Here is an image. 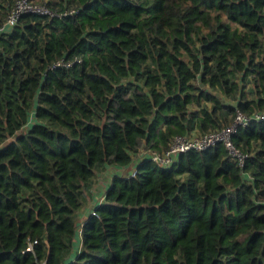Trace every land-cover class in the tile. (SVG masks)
I'll list each match as a JSON object with an SVG mask.
<instances>
[{"label":"trees","instance_id":"obj_1","mask_svg":"<svg viewBox=\"0 0 264 264\" xmlns=\"http://www.w3.org/2000/svg\"><path fill=\"white\" fill-rule=\"evenodd\" d=\"M38 1L0 32V264H264V0ZM237 112L244 166L147 156Z\"/></svg>","mask_w":264,"mask_h":264},{"label":"built area","instance_id":"obj_2","mask_svg":"<svg viewBox=\"0 0 264 264\" xmlns=\"http://www.w3.org/2000/svg\"><path fill=\"white\" fill-rule=\"evenodd\" d=\"M29 12L53 15V12L46 3H41L38 0H17L7 20L0 27V32L11 31L18 23L20 17ZM255 119H264V112L257 114ZM250 121L251 119L246 115L237 112L234 121L228 127L198 136L178 135L173 139L168 149L162 152L151 150L147 156L161 166L172 167L181 153L189 150H204L213 147L218 143H223V145L229 150L231 156L238 161L239 165L244 166L247 155L235 146L233 135L239 128L248 126ZM129 175H137L136 167L131 170ZM92 214H96L94 209L92 210ZM80 233H82V229H80ZM38 264H45V262H39Z\"/></svg>","mask_w":264,"mask_h":264},{"label":"crops","instance_id":"obj_3","mask_svg":"<svg viewBox=\"0 0 264 264\" xmlns=\"http://www.w3.org/2000/svg\"><path fill=\"white\" fill-rule=\"evenodd\" d=\"M121 170L122 169L111 166L97 174L91 189V199H89V201L86 202L84 207L78 212L79 221H83L88 217L91 210L94 208L95 203L98 202V200L102 201L105 191L112 181L113 173H116Z\"/></svg>","mask_w":264,"mask_h":264},{"label":"rangeland","instance_id":"obj_4","mask_svg":"<svg viewBox=\"0 0 264 264\" xmlns=\"http://www.w3.org/2000/svg\"><path fill=\"white\" fill-rule=\"evenodd\" d=\"M248 86H250V85H248ZM31 117H32V119H34V115H32ZM78 225H80V224H78Z\"/></svg>","mask_w":264,"mask_h":264}]
</instances>
